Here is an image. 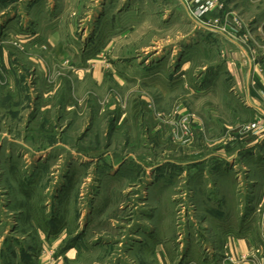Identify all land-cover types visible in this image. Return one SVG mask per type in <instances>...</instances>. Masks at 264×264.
<instances>
[{
  "label": "rangeland",
  "instance_id": "rangeland-1",
  "mask_svg": "<svg viewBox=\"0 0 264 264\" xmlns=\"http://www.w3.org/2000/svg\"><path fill=\"white\" fill-rule=\"evenodd\" d=\"M218 3L219 28L179 0H0V264H37L47 246L58 264L116 260L157 198L167 214L179 200L165 236L221 264L223 230L241 218L213 211L212 153L232 136L249 144L240 128L264 121L221 72L222 43L264 74V0ZM175 113L192 118L187 143L170 134Z\"/></svg>",
  "mask_w": 264,
  "mask_h": 264
},
{
  "label": "crops",
  "instance_id": "crops-1",
  "mask_svg": "<svg viewBox=\"0 0 264 264\" xmlns=\"http://www.w3.org/2000/svg\"><path fill=\"white\" fill-rule=\"evenodd\" d=\"M230 43L232 44V42ZM222 49L227 62L220 71L227 76L226 80L234 79L235 84H247L246 98L249 101L243 105L263 115L264 106L261 104V99L264 96V74L258 63L249 59L237 47L233 51L230 50L226 42L222 43ZM233 90L234 88H230L226 92L230 93ZM201 122L204 124L205 131L210 126V133H212L211 129H214L217 136L227 128L226 125H219L214 128V126L208 125L206 120H201ZM244 137V135L232 136L231 139L227 140L229 146L223 148L219 146L212 153L214 161L211 169L214 175L213 185L216 204L213 211L219 218H241L238 226H229L223 230L221 264H259L257 259L260 256L263 258L262 263H264V134L252 139L247 145L237 144L238 139L242 140ZM256 154H259L258 161L251 159L252 155ZM240 172L244 173L243 178H240ZM204 186H209V184ZM205 201L203 198L193 199L190 205L194 207L198 203L205 204ZM177 203L179 204V200L171 199L172 212L167 214L160 210L158 198L151 202L154 208L153 213L146 217V220H140L139 231L136 230L137 244L118 256L116 260L111 259L105 263L92 261V264H211L192 257L194 252L191 250L183 252L181 250L182 243L178 237L179 233H173L170 237L165 236L163 226H160V223L172 222L179 217L176 216L181 213L175 209ZM227 203L231 205L228 207ZM195 208L199 212L200 208ZM195 208L193 209L195 210ZM204 209L210 211L212 208L205 207ZM189 212L193 211L189 210ZM145 223L156 225L152 227ZM143 227L146 236L140 234L143 232ZM146 237L149 239L146 240ZM41 247L42 249L46 247L43 241ZM255 248L260 249L261 253L260 251L254 252ZM73 250L75 249L65 250L63 258L69 259L75 254ZM91 250L96 251L98 247L92 246ZM110 254L112 255V253ZM47 262L48 255L42 250L37 264H47Z\"/></svg>",
  "mask_w": 264,
  "mask_h": 264
},
{
  "label": "built area",
  "instance_id": "built-area-1",
  "mask_svg": "<svg viewBox=\"0 0 264 264\" xmlns=\"http://www.w3.org/2000/svg\"><path fill=\"white\" fill-rule=\"evenodd\" d=\"M180 3L186 8L191 18L197 23L205 27H218L219 19L210 18L211 13L220 8L218 0H179ZM219 28V27H218ZM221 30H224L222 28ZM264 100V97H263ZM170 124L172 126L171 135L178 139L181 143H187L194 137L192 118L189 114L175 113V116L170 118ZM246 134H250L251 139L258 138L264 134V121L257 117L250 124L240 128ZM44 253L48 255L47 264H58L56 253L52 249V246H47L44 249ZM226 256V255H225Z\"/></svg>",
  "mask_w": 264,
  "mask_h": 264
}]
</instances>
